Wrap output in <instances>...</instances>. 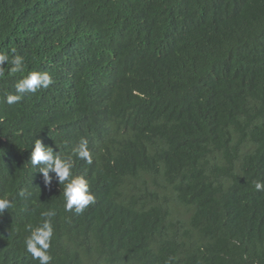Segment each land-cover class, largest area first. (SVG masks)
Segmentation results:
<instances>
[{
  "label": "trees",
  "instance_id": "trees-1",
  "mask_svg": "<svg viewBox=\"0 0 264 264\" xmlns=\"http://www.w3.org/2000/svg\"><path fill=\"white\" fill-rule=\"evenodd\" d=\"M0 54V264H39L44 212L50 264H264V0H0ZM30 71L53 83L7 103Z\"/></svg>",
  "mask_w": 264,
  "mask_h": 264
},
{
  "label": "clouds",
  "instance_id": "clouds-1",
  "mask_svg": "<svg viewBox=\"0 0 264 264\" xmlns=\"http://www.w3.org/2000/svg\"><path fill=\"white\" fill-rule=\"evenodd\" d=\"M15 51V50H13ZM9 61L7 55L0 54V67H3L5 62ZM12 73L23 72L25 69V59L23 56L15 55L11 59ZM53 83L48 72L30 71L27 76L20 79L16 85V94H6L7 103L12 104L19 102L23 98L25 92H36L41 88H47ZM75 158L86 160L87 163H92V157L86 138H81L79 144L73 149ZM32 164H47L59 176L62 184L65 186L63 193L65 199V209L72 210L76 208L77 212H82L86 206L94 202V196L90 192V182L84 175H74V163L61 158L60 156L53 157V150L46 148L40 140L35 142V147L32 152ZM48 168H44L45 176H47ZM257 190H264V181H255ZM23 195V192L20 193ZM14 207L13 201L5 196L0 198V212L5 208ZM55 213H42V223L31 230V235L26 239V248L32 256L39 261V264H50L52 256L49 254L51 241L54 235V226L51 217Z\"/></svg>",
  "mask_w": 264,
  "mask_h": 264
}]
</instances>
